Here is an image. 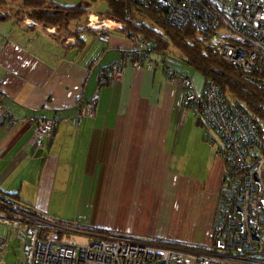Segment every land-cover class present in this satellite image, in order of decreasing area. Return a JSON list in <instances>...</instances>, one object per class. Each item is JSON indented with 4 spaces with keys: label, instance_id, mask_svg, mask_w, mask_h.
Listing matches in <instances>:
<instances>
[{
    "label": "crops",
    "instance_id": "0c3cea01",
    "mask_svg": "<svg viewBox=\"0 0 264 264\" xmlns=\"http://www.w3.org/2000/svg\"><path fill=\"white\" fill-rule=\"evenodd\" d=\"M8 3L2 14L11 20L0 23V100L19 121L8 126L0 120V191L19 195L57 234L68 230L56 225L51 213L72 206L97 212L89 223L88 217L77 216L88 223L73 222L78 234H86L84 229L96 238L87 231L95 228L210 245L225 163L215 158V149L204 142L206 129L197 127L195 114L184 107L183 89L162 68L130 65L121 80L102 84V71L110 75L108 67L132 50L121 24L103 30L107 38L101 32L85 34V46L78 49L75 37L60 44L55 40L59 27L28 17L23 0ZM204 87L205 80L197 85L201 92ZM96 93L93 115L79 118ZM31 118L58 123L36 144ZM187 121L195 136L184 142L179 127ZM186 213L189 223L195 218L207 229V241H181L174 230L167 232L171 217L182 219ZM7 223L18 229L22 222Z\"/></svg>",
    "mask_w": 264,
    "mask_h": 264
},
{
    "label": "built area",
    "instance_id": "2783aa9c",
    "mask_svg": "<svg viewBox=\"0 0 264 264\" xmlns=\"http://www.w3.org/2000/svg\"><path fill=\"white\" fill-rule=\"evenodd\" d=\"M128 1L151 8L170 26H191L209 38L223 59L256 73L264 83V0ZM105 24L102 21L95 28L110 29ZM89 26L94 29L90 17ZM102 35L108 37L107 32ZM129 39L132 50L108 67L110 79L121 80L128 65L135 70H166L167 79L184 91V107L205 127L204 138L215 149V158L225 163L212 242L191 248L111 232L89 244L75 245L64 242L56 232L44 234L39 226L21 225L24 256L20 264H264V125L257 124L215 81L198 92L190 76L170 67L166 57L153 55L151 41L136 36ZM98 100L96 93L80 110L79 118L92 116ZM4 118L8 126L19 121L0 100V120ZM30 120L36 144L50 136L58 123L56 119Z\"/></svg>",
    "mask_w": 264,
    "mask_h": 264
},
{
    "label": "trees",
    "instance_id": "16d2710c",
    "mask_svg": "<svg viewBox=\"0 0 264 264\" xmlns=\"http://www.w3.org/2000/svg\"><path fill=\"white\" fill-rule=\"evenodd\" d=\"M9 0H0V23L11 20L8 15H3V9ZM93 3L105 2L108 8L105 17L123 25V33L128 38L136 36L153 43L152 53L156 57H167L174 48L179 52L181 60L195 72L199 73L205 80V85L211 80L215 81L225 95L230 96L241 104L260 126L264 125V83L258 81L256 73H250L242 68L235 67L223 59L217 49L211 45L208 37H201L191 26L176 28L163 22L161 17L151 8H143L139 4L128 0H90ZM22 10H27L44 26L61 27L73 21H80L88 15V9L82 6H65L47 0H23ZM22 11L17 13L21 16ZM137 19L139 22H137ZM87 33H96L95 30H84L70 33L69 36L77 39V48L85 46L83 36ZM108 72V69H107ZM101 73V83L107 84L110 75ZM109 73V72H108ZM105 80V81H102ZM14 200V201H12ZM15 200L20 203L16 204ZM19 199V195H11L0 191V204L13 212L23 215L18 217L21 224L39 226L44 234L51 231L57 232L49 225L48 219L41 213L27 209ZM23 204V205H21ZM12 217H9L11 219ZM8 219V216H6ZM60 223V222H59ZM61 225L64 223H60ZM55 225V224H54ZM96 234V240L104 234L111 233L102 229H87ZM62 232L59 231L60 236ZM93 240V241H94ZM157 243L167 245H179L180 243L167 242L158 239H149ZM191 248H202L184 244Z\"/></svg>",
    "mask_w": 264,
    "mask_h": 264
},
{
    "label": "rangeland",
    "instance_id": "374dc122",
    "mask_svg": "<svg viewBox=\"0 0 264 264\" xmlns=\"http://www.w3.org/2000/svg\"><path fill=\"white\" fill-rule=\"evenodd\" d=\"M10 1H15V0H10ZM47 1L48 2L54 1L57 4L65 5V6H79L80 5L88 9V15L82 18V20L73 21V22H70L66 25H62L61 27H59V31L57 33L58 35H55V40L59 42L60 44H64L67 41V38L69 37L70 33L79 32L80 28H83L84 30L86 29L91 30V31L95 30L96 32H99V33L102 32L100 28H95L96 25L94 26V29H92L89 26V17L92 14L97 17V20L99 22L106 21L107 26L114 27V25L116 24V23L115 24L111 23L114 25H108L109 23L107 24V20L109 19L105 17V12L108 8V5L105 2L98 1L96 3H93L90 0H47ZM14 3L15 2H12L10 5H13ZM25 11L28 17H32V15H34L27 10ZM3 12H5L4 9H3ZM104 27L105 26H103V28ZM166 58H167V63L169 64L170 67L177 68V69L179 68L182 73L188 76H191L196 88L198 84L200 85L203 83L204 80L200 76V74L195 72L190 67H188V65L185 64L181 60L179 52L176 51L174 48L171 49V52ZM197 91L201 92L198 90V88H197ZM194 123L195 125H197V127L202 128L203 130L205 129L204 126L200 125L199 121L196 118L194 120ZM186 125L188 128H186ZM186 125L181 124L179 127V130L183 132L181 133V136L184 142L188 141L190 137L194 138L195 136L194 132L193 133L190 132V129H192L191 127L189 128L190 121H187ZM205 132L206 130L204 131V133ZM204 142L208 146H210L206 142L205 138H204ZM217 207H218V204H217ZM217 207H216V212H217ZM18 214H19V217H21L20 213ZM78 215H80L81 217H88L89 220L88 221L86 220L88 223L92 222V218H95V219L97 218L96 211L90 210V212H87L81 208L77 209L76 207H72V206L58 208L57 211H54L53 213H51L50 215L51 217L49 218L52 221H55V224L58 226L60 225L59 222L64 223L63 227H65L68 230L67 232H63L62 234V240L64 242L75 244V245L89 244L95 239L94 237L87 235L88 233L84 231V229L82 230V232L86 234H78L75 232V231H80V229L73 225L74 221H77L82 225L88 224V223L81 221V219L77 217ZM6 216H8V219H6ZM9 217H12L10 219L12 221L19 220V218L15 216V212L11 211L7 207H3V205L0 204V263L1 264H20L24 256L23 251H22V238L18 236V231L20 233L21 229H17V228L13 229L12 227H10L11 223H7L9 222ZM215 218H216V213L214 217V222H215ZM21 225L24 226V224H21ZM173 230L175 234H177V236L179 237V240L181 241L195 240L196 242H203V241H207L208 239L207 229L201 226L198 220L195 218L193 219V223H189L188 213H186L182 217V219L180 218V216L171 217L169 225L167 226V232L170 233V232H173ZM212 230H213V226H212ZM211 242H212V238L210 237L207 244H211ZM179 245H184V244L180 243Z\"/></svg>",
    "mask_w": 264,
    "mask_h": 264
},
{
    "label": "bare ground",
    "instance_id": "6f19581e",
    "mask_svg": "<svg viewBox=\"0 0 264 264\" xmlns=\"http://www.w3.org/2000/svg\"><path fill=\"white\" fill-rule=\"evenodd\" d=\"M90 20L92 21V25H93V26L96 25V27H98L99 24L102 23V22H99V21L97 20V17H96L95 15H93V14L90 16ZM108 23H109V24H108ZM111 23H113V22H112V21H108V22H107L108 25H114V24H111Z\"/></svg>",
    "mask_w": 264,
    "mask_h": 264
},
{
    "label": "water",
    "instance_id": "95a60500",
    "mask_svg": "<svg viewBox=\"0 0 264 264\" xmlns=\"http://www.w3.org/2000/svg\"><path fill=\"white\" fill-rule=\"evenodd\" d=\"M1 122H3V119H1ZM1 264V263H0Z\"/></svg>",
    "mask_w": 264,
    "mask_h": 264
}]
</instances>
